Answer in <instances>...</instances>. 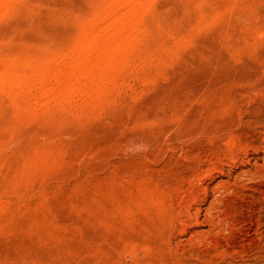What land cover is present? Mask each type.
<instances>
[{
	"label": "rangeland",
	"instance_id": "374dc122",
	"mask_svg": "<svg viewBox=\"0 0 264 264\" xmlns=\"http://www.w3.org/2000/svg\"><path fill=\"white\" fill-rule=\"evenodd\" d=\"M0 264H264V0H0Z\"/></svg>",
	"mask_w": 264,
	"mask_h": 264
},
{
	"label": "bare ground",
	"instance_id": "6f19581e",
	"mask_svg": "<svg viewBox=\"0 0 264 264\" xmlns=\"http://www.w3.org/2000/svg\"><path fill=\"white\" fill-rule=\"evenodd\" d=\"M254 128H255V126H254ZM259 149V148H258ZM233 165V164H232ZM223 166V165H222ZM218 171V170H217ZM201 174V173H200Z\"/></svg>",
	"mask_w": 264,
	"mask_h": 264
}]
</instances>
